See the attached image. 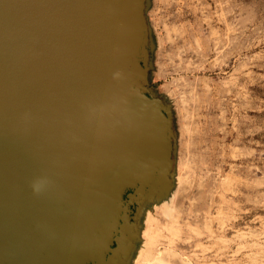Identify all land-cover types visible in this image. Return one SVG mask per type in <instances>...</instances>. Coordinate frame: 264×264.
<instances>
[{
	"label": "water",
	"instance_id": "obj_1",
	"mask_svg": "<svg viewBox=\"0 0 264 264\" xmlns=\"http://www.w3.org/2000/svg\"><path fill=\"white\" fill-rule=\"evenodd\" d=\"M145 1L0 0V208H41L30 249L52 237L76 264L125 263L139 210L169 185Z\"/></svg>",
	"mask_w": 264,
	"mask_h": 264
},
{
	"label": "rangeland",
	"instance_id": "obj_2",
	"mask_svg": "<svg viewBox=\"0 0 264 264\" xmlns=\"http://www.w3.org/2000/svg\"><path fill=\"white\" fill-rule=\"evenodd\" d=\"M144 16L174 166L124 264H264V0H146Z\"/></svg>",
	"mask_w": 264,
	"mask_h": 264
},
{
	"label": "flooded vegetation",
	"instance_id": "obj_3",
	"mask_svg": "<svg viewBox=\"0 0 264 264\" xmlns=\"http://www.w3.org/2000/svg\"><path fill=\"white\" fill-rule=\"evenodd\" d=\"M26 197L22 198L25 201ZM9 211V212H8ZM41 208L22 205L14 207L13 211L0 208V264H76L81 258L80 249H75L73 255H61L57 251L52 237L30 249L33 240H40L37 226L34 223L41 216ZM7 212V213H6ZM22 241V243H21ZM29 242V244H28ZM117 246V244L115 245ZM90 246H84L85 250ZM94 250L96 247H93ZM100 252V251H99ZM98 258V259H96ZM108 257L96 256L89 251L83 255V264H107ZM119 255L114 263L119 264ZM122 264H124L122 262Z\"/></svg>",
	"mask_w": 264,
	"mask_h": 264
},
{
	"label": "bare ground",
	"instance_id": "obj_4",
	"mask_svg": "<svg viewBox=\"0 0 264 264\" xmlns=\"http://www.w3.org/2000/svg\"><path fill=\"white\" fill-rule=\"evenodd\" d=\"M167 189H168L167 187H161V188H159L157 190V193L156 194H160L161 196H166ZM154 197H157V195H154Z\"/></svg>",
	"mask_w": 264,
	"mask_h": 264
}]
</instances>
